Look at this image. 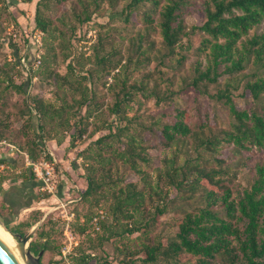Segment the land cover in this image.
<instances>
[{"label": "trees", "instance_id": "trees-1", "mask_svg": "<svg viewBox=\"0 0 264 264\" xmlns=\"http://www.w3.org/2000/svg\"><path fill=\"white\" fill-rule=\"evenodd\" d=\"M34 1L3 0V5L9 8L16 6L17 2L21 6ZM196 1L130 0L118 11V0H107L112 8L110 13L118 12L125 21H131L135 13L141 14L143 29L133 30L130 34L123 35L122 39L137 57L138 67L145 66L152 60L164 62L167 54L174 53L178 46H183L182 38L188 33L185 31L182 11L187 6H194ZM198 1L205 21L201 27L194 29L208 36L201 41V51L208 50V53L205 67H195L197 76L190 85L193 89L208 94L206 86L220 83L221 74L229 73L230 80L240 75L239 81L244 78L246 80L245 90L255 101H259L264 95V31L250 37L248 35L264 22V0ZM52 2L36 0L32 18L34 26L28 28L29 31L39 30L43 33L41 48L37 51L31 48L32 54H27L30 68L35 63V54H41V64L37 70L29 72L19 65V53L24 45L30 43L27 29L17 31L20 39L9 35V44L14 48L21 72L29 74L30 79L37 73L47 75L46 81L52 79L56 91L67 86L73 93H78L79 99H74L73 103H69L65 97H60V103L46 101L38 94L27 93L30 80L14 83L12 76L8 75L6 88L9 86L28 94V127L34 134L33 139L17 143L18 146L27 150L33 160H37L50 157L47 148L42 147L44 141L52 140L57 144L62 142L63 137H58L59 132L71 131L70 144L73 145L76 138H92L105 130L109 131L91 142L79 154L84 160L80 166L87 182V188L81 192L80 198L90 207L98 205L100 200H109L111 219L109 221L106 218L102 223V229L108 235L106 237L113 233L134 232L146 237V241H142V245L138 247L139 250L125 245L118 247L121 253L120 264H135L132 255L139 252L144 254L145 263H156L161 258L165 264L172 260H182L183 263L189 261L191 264H264V161L254 165L255 175L251 187L239 189L235 193L231 181L235 179L233 177L237 168L231 167V162L223 153L225 143L232 144V153L264 148V107L258 111L237 109L230 97L231 86L234 87L230 82L215 95L223 99L232 116L225 127L211 126L206 119L191 126L184 119V111L176 107L172 120L163 121L160 117L155 120L161 127L160 146L170 149L171 154L164 155L153 165L148 146L142 141L139 132L132 131L129 126L132 119L126 117L127 108L123 101H131L137 92L146 100L156 98V102L159 101L162 96L158 88L159 80L151 74H142L139 83L136 81L128 84L127 81H122L121 87L116 80L108 85L109 90L115 91V99L104 108V103L95 102V94L92 92L94 74L87 72V76L73 78L74 75L68 73L62 75L53 69L48 70L42 51L44 37L49 36L54 41L58 30L60 34L66 33L59 22L68 24L65 14L56 19L46 15L52 9ZM101 2L102 0H72L69 15L79 24H88L92 22V16L100 11ZM75 28L71 30L74 31ZM156 32L160 33L165 44V53H154L155 43L149 37ZM104 37L101 33L97 35L96 53L98 46L103 50ZM179 56L176 59L178 65L185 58L183 54ZM97 59L101 69L109 74L111 71L106 70L104 65L105 55L97 56ZM119 64L120 61L116 60L112 69H116ZM67 68L72 74L74 69L70 63ZM246 70L250 71L249 75ZM41 79L45 80L44 76ZM75 107L85 108V113L71 122L70 113H75ZM1 108L0 105V112ZM103 109L117 117L115 124L102 114ZM2 116L0 140L9 138L12 132L5 119L7 115L4 113ZM123 119L126 120L124 124ZM90 126L94 129L89 133ZM2 160L4 158H0ZM235 163L239 167L245 163L244 158L238 157ZM122 166L136 174L137 180H125L121 175ZM176 196L182 201L193 203L192 210L184 211L174 233L159 239L151 238L150 232L159 216L168 210L169 203ZM90 212L92 211L86 215L87 218L94 214L89 215ZM49 218L37 229L36 239L29 244V251L38 257L41 264L45 251H59L60 243H53L52 239L54 222ZM36 222L34 220L27 227L32 228ZM3 224L11 234L26 233L11 227L7 221H3ZM117 225L121 226L118 230L113 228ZM85 228L86 225L79 224L76 227L81 231ZM61 231L63 233V225L59 232ZM104 240L105 237L98 235L96 239L89 241H98L97 245H102ZM88 257L90 255L83 254L80 263L87 264Z\"/></svg>", "mask_w": 264, "mask_h": 264}, {"label": "rangeland", "instance_id": "rangeland-1", "mask_svg": "<svg viewBox=\"0 0 264 264\" xmlns=\"http://www.w3.org/2000/svg\"><path fill=\"white\" fill-rule=\"evenodd\" d=\"M52 1V9L48 10L46 15H50L56 19L58 16L60 17L62 14H65L67 15V17L65 16V20L68 24L64 25L61 21L59 22L60 27L66 33L64 35L60 34L58 30L56 32L57 38L54 41L49 36L44 37L42 51L43 56L46 57L45 67L48 70L53 69L62 75L68 73L71 76L74 75L73 78H78L80 75L87 76V72L94 74L92 92L95 94V102L104 103V108L115 99V91L109 90L108 85L115 83L116 80H118V84L122 81H127L128 84L136 81L139 83L142 79V74H151L159 80L158 88L162 95L159 101L156 102V98L146 100L138 92L136 93V97L131 101H123L126 105L125 108H127L125 110L126 117L132 119L129 126L132 131L137 130L139 132L142 141L148 146V151L153 157V165L158 163L159 159L164 155L171 154L170 149L160 146L162 138L161 127L160 124L157 125L155 123V120H158L159 117L163 121L172 120L176 107L184 111V119L191 126L197 125L200 120L204 122L206 119L209 120L211 126L225 127L232 120V116L223 99H219L215 95L228 82L234 86H231L230 97L237 109L258 111L264 107V95H262L259 101H255L244 88L245 78L243 81H239L240 75L230 80L229 73L221 74L219 77L220 83H212L206 86L208 87V89L205 88L208 94L205 91H197L190 85L197 76L195 67L198 65L202 69L205 67L208 53V50L201 51V41L208 36L194 29V27H201L205 21L204 13L198 0L194 6H187L182 11V17H184V24L186 26L185 31L188 33L182 38L183 46H178L174 53L167 54L164 62L152 60L147 65L141 67L137 66V57L133 55V51L128 47L127 42H122L123 35L130 34L133 30L143 29L141 14L135 13L131 21H125L118 12H115L117 14H111L112 8L109 6L107 0H102L100 11L92 16V22L79 24L69 15L72 0ZM129 1L118 0L116 9L119 11ZM35 4L36 0L33 3L21 6L17 2L16 6L6 8L3 5V0H0V105L2 107L0 116L3 117L4 113L7 115L5 119L10 124V129L12 130L9 138L0 140V158H4V160L0 161V182L4 179L11 183L28 176L38 183L37 195L39 197L38 200L41 202L35 203L34 209L21 210L20 214L15 215L9 206L5 204V200L0 194V225L6 229L3 221H7L11 227H16L20 231L28 233L32 229L27 227L28 224L37 220L34 225H39L32 234L33 238L28 243L20 242L21 238L24 237L23 235L12 233L20 251L27 257L30 264L31 260L36 261L38 257L31 254L29 244L33 239H36L35 233L37 229L46 223L49 217L54 222L53 243L60 244L59 251H45L42 254L43 264H81L80 260L83 254L90 255L87 259V264H120L119 258L121 257V253H119L118 247L125 245L130 249L139 250L142 241H146V237H141L138 232L113 233L112 236L106 237L108 235L107 232L103 231L102 223L106 218L109 221L111 219V214L108 211L109 200H100L98 205L90 207L89 204L80 198L81 192L87 188V182L80 166V163H83L84 160L79 154L91 142L104 136L109 131L105 130L92 138H76L73 145L70 144L71 131L59 132L58 137H63L61 143L57 144L52 140L42 143V147L52 150L57 158L56 169L60 183L55 194L41 191L40 183L32 176L26 164L25 153L28 154L30 160L33 159L27 150L22 149L17 144L24 143L26 139L31 140L34 138L33 132L28 127L30 122V115L26 111V105L29 103V100L26 99L28 94H38L46 101L52 100L56 103H60V97H65L69 103H73L74 99H79L78 93H73L67 86H64L63 90L56 91L55 86L52 84L53 80L46 81L47 75L37 73V75H34L35 77L31 75L32 78L30 79L29 74L21 72L18 67L19 65H17V57L15 56L14 48L9 44L11 39L8 36L11 35L14 38L20 39L21 36L18 32L25 29L28 31L29 27L34 26L32 18ZM73 27H76L74 31L71 30ZM262 31H264V22L250 31L248 37ZM14 32L17 33L15 34ZM99 33L105 37L102 40L103 50L98 46V52L96 53L95 46L98 42L97 35ZM149 38L155 43L154 53L159 54L160 51L163 53L167 51L159 32L151 34ZM29 53L31 55L32 50ZM182 54L185 58L178 65L176 59ZM103 55L106 57L105 69L111 71L109 74H105L106 72L101 69L102 67L97 59V56ZM116 60H119L120 64L116 69H112L111 66ZM68 63L74 69L72 74L67 68ZM115 74L119 75L115 76ZM246 74L249 75L250 71L246 70ZM8 75L12 76L14 83H23L30 80L31 82L27 89L28 94L21 93L9 86L6 88L8 85ZM41 76H44L45 80H42ZM249 78L251 79L252 76H249ZM121 86L122 84H120ZM74 111L75 113L73 111L70 113L71 122L77 120L79 115H84L85 108L77 109L75 107ZM102 114L106 115V118L115 124L117 117L114 114L110 115L104 109ZM135 119L136 122H133ZM124 123H126L125 119L122 121V124ZM140 124H144V126ZM88 129L90 133L94 128L90 126ZM12 141H15V143ZM232 148V144L225 143L223 153L227 155V159L231 162V167L237 168L236 174L233 177L235 179L231 181L233 191L236 193L239 189L243 190L251 187L255 175L254 165L257 162L264 161V148H252L249 151L239 150L240 152L233 153ZM240 156L244 158L245 163L237 167L235 162ZM120 170L125 180H137L136 174L131 172L126 166H122ZM192 207L193 203L182 201L176 196L175 200L169 203L168 210L159 216L157 223L150 232L151 238L159 239L160 237H166V235L174 233L184 211H191ZM100 210L106 216L100 222V230L96 231L92 229L90 221ZM67 211L72 213L70 224L73 229L81 231L80 229H76L78 224L79 226L86 225L84 230H88V232L85 235L84 242L77 245L73 253L63 257L60 253V247L64 244L63 240L65 236L59 230H61L62 225L64 227L65 220L63 214ZM89 211H92L89 215L94 214L91 217L89 216L90 218H87L86 215H88ZM120 227V225H117L113 228L118 230ZM98 235L105 237L102 245H97L98 241L96 243L89 241L90 239H96ZM143 258L144 254L142 252L132 255V260L135 264H165L161 258L156 263H145ZM181 259H184V257H181ZM183 262L182 260H172L166 264H191L189 261Z\"/></svg>", "mask_w": 264, "mask_h": 264}, {"label": "built area", "instance_id": "built-area-1", "mask_svg": "<svg viewBox=\"0 0 264 264\" xmlns=\"http://www.w3.org/2000/svg\"><path fill=\"white\" fill-rule=\"evenodd\" d=\"M31 30V29H30ZM30 43L23 46L19 53V65L24 67L27 71H35L41 64V56L35 54V63L30 68L27 61V54L34 48V51L41 48L43 33L39 30L29 31ZM50 157H42L38 160H30L28 154L25 153L26 164L28 165L32 176L40 183V189L46 193H56L59 188V175L56 169L57 158L52 150H48ZM2 166V165H1ZM65 224L63 227V235L65 236L64 244L60 247V253L63 257L74 252L77 245L84 242L85 235L88 230L75 231L70 224L72 213L68 211L63 214ZM105 213L100 210L98 214L94 215L90 221L93 230H100V222L105 218Z\"/></svg>", "mask_w": 264, "mask_h": 264}, {"label": "crops", "instance_id": "crops-1", "mask_svg": "<svg viewBox=\"0 0 264 264\" xmlns=\"http://www.w3.org/2000/svg\"><path fill=\"white\" fill-rule=\"evenodd\" d=\"M0 183V194L15 215L21 210L34 209L35 203L41 202L37 195L38 183L28 176L11 183L3 179Z\"/></svg>", "mask_w": 264, "mask_h": 264}, {"label": "water", "instance_id": "water-1", "mask_svg": "<svg viewBox=\"0 0 264 264\" xmlns=\"http://www.w3.org/2000/svg\"><path fill=\"white\" fill-rule=\"evenodd\" d=\"M39 224H36L32 227L31 231L26 232L21 238L20 242L25 243L29 242L33 237L32 234ZM0 264H21L19 259L17 258L15 252L12 247L8 244V242L0 235ZM31 264H41L39 259L36 261L31 260Z\"/></svg>", "mask_w": 264, "mask_h": 264}, {"label": "bare ground", "instance_id": "bare-ground-1", "mask_svg": "<svg viewBox=\"0 0 264 264\" xmlns=\"http://www.w3.org/2000/svg\"><path fill=\"white\" fill-rule=\"evenodd\" d=\"M0 235L4 237V239L8 242V244L12 247L13 251L15 252L21 264H30L27 257H25L23 253L20 251L16 239L8 230L4 229L1 225H0Z\"/></svg>", "mask_w": 264, "mask_h": 264}]
</instances>
